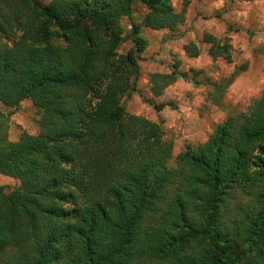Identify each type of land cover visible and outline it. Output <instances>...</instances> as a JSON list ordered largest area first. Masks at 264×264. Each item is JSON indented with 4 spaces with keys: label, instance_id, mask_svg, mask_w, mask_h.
Wrapping results in <instances>:
<instances>
[{
    "label": "trees",
    "instance_id": "trees-1",
    "mask_svg": "<svg viewBox=\"0 0 264 264\" xmlns=\"http://www.w3.org/2000/svg\"><path fill=\"white\" fill-rule=\"evenodd\" d=\"M172 1L0 0V104L28 99L39 113L37 133L14 142L0 113V175L16 181L0 186V264H264V89L175 156L160 123L122 105L146 48L140 27L185 20L190 0ZM135 3L147 13L124 36ZM202 40L231 63L227 38ZM177 67L148 75L152 97L201 73ZM247 67L209 80L208 101Z\"/></svg>",
    "mask_w": 264,
    "mask_h": 264
},
{
    "label": "rangeland",
    "instance_id": "rangeland-1",
    "mask_svg": "<svg viewBox=\"0 0 264 264\" xmlns=\"http://www.w3.org/2000/svg\"><path fill=\"white\" fill-rule=\"evenodd\" d=\"M45 6L50 0H39ZM183 0H173L176 11ZM147 9L133 5L131 17L121 21L126 36L131 22L139 24ZM185 20L173 32L155 31L140 27V36L146 41L145 51L137 56L139 75L136 89L122 98V105L129 114L141 115L161 124L167 138L173 140V156L183 150L186 143L204 141L213 127L227 115L245 109L247 104L260 96L264 89V0H190L185 8ZM208 33L218 39L229 40L232 47L231 63L223 59L213 61L208 53V45L202 34ZM194 43L199 49L196 58L188 57L184 45ZM131 43L125 41L118 51L125 53ZM178 62V71L201 73L195 81L179 79L167 87L158 97H152L147 83L152 72L169 73ZM247 62L242 72L225 91L219 105L207 99L211 89L209 80L219 79L232 72L235 65ZM172 104L157 111L154 105ZM3 125L8 139L16 141L22 133L36 134L39 113L31 101L23 100L17 108L0 104ZM16 181L0 175V186L12 189Z\"/></svg>",
    "mask_w": 264,
    "mask_h": 264
}]
</instances>
